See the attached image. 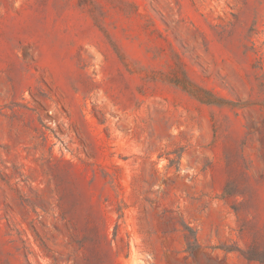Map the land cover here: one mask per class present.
<instances>
[{"label": "rangeland", "instance_id": "374dc122", "mask_svg": "<svg viewBox=\"0 0 264 264\" xmlns=\"http://www.w3.org/2000/svg\"><path fill=\"white\" fill-rule=\"evenodd\" d=\"M0 264H264V0H0Z\"/></svg>", "mask_w": 264, "mask_h": 264}]
</instances>
